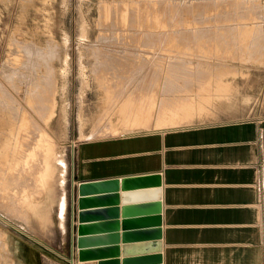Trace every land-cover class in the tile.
Wrapping results in <instances>:
<instances>
[{
  "label": "rangeland",
  "instance_id": "obj_1",
  "mask_svg": "<svg viewBox=\"0 0 264 264\" xmlns=\"http://www.w3.org/2000/svg\"><path fill=\"white\" fill-rule=\"evenodd\" d=\"M228 73L238 75L231 78ZM225 75L240 86L241 95L255 100L250 111L240 107L219 113L264 116V0H0V148L6 145L9 150L8 163L23 112L27 109L35 122L43 123L38 114L43 109L36 113L27 101L36 88H46L51 77L57 103L64 109L62 128H50L58 135L51 140L57 159L65 163L58 165L57 178L70 179L71 142L86 138L92 128L103 133L107 126L110 129L89 138L120 133L121 125L104 120L120 97L128 93L135 102L156 97L148 123L129 127L130 131L143 129L153 124L157 106L159 119L166 113L189 118L174 106L223 82ZM32 134L37 138L36 132ZM8 163L9 167H0V182H4L0 196H11V207L0 208V251L12 261L7 232L11 217L26 241L28 230L39 225L22 206L31 196L30 192L24 195L29 180L8 184L2 179L12 174ZM6 183L10 195L3 191ZM43 192L37 190L33 196ZM42 233L57 251L60 242L68 244L70 234L72 238L69 230ZM73 233L74 238L76 229Z\"/></svg>",
  "mask_w": 264,
  "mask_h": 264
},
{
  "label": "crops",
  "instance_id": "obj_2",
  "mask_svg": "<svg viewBox=\"0 0 264 264\" xmlns=\"http://www.w3.org/2000/svg\"><path fill=\"white\" fill-rule=\"evenodd\" d=\"M157 109L158 106L153 124L143 129L89 138L94 131L92 128L86 138L77 137L75 144L71 142L73 165L70 179L65 175L63 180L57 175L50 177L48 190L37 197L47 202L54 199L51 206L54 223L43 233L54 228L59 233L68 230L71 233L73 226L78 234L80 224L118 221L117 227L92 232L121 234V213L117 219L79 223L75 205L72 225V196L75 201L80 197L78 184L158 174L160 185L137 190L147 191L149 198L160 204V264H264V116L239 118L219 113L228 111H217L195 117L194 123L187 124L191 118L172 113L159 119ZM215 115V118H208ZM56 125L62 128V122H54L52 130ZM50 135L57 140L58 135L54 132ZM27 144L28 147L11 150L13 156L18 154L15 159L11 155L12 174L3 180L17 179V183L19 180H33L29 167L33 163L31 154L34 155L35 146L31 141ZM6 152L9 150L4 145L0 148V167L7 165ZM62 163L65 165L60 159L59 165ZM66 171L65 166L64 174ZM119 193L121 201L118 206L121 209L124 192L119 190ZM94 195L98 194L84 197ZM157 195L158 198L154 199ZM96 208L101 207L86 210ZM14 223L13 215L11 224L7 225L12 226L7 232L13 259L10 261L0 251V264L98 262L97 259L78 261L71 234L68 244L67 241L60 242L57 246L60 251H57L41 235L39 226L28 230L29 240L26 241ZM123 244L120 241L119 247ZM52 255L56 256L55 259ZM117 259L121 261L122 254Z\"/></svg>",
  "mask_w": 264,
  "mask_h": 264
},
{
  "label": "bare ground",
  "instance_id": "obj_3",
  "mask_svg": "<svg viewBox=\"0 0 264 264\" xmlns=\"http://www.w3.org/2000/svg\"><path fill=\"white\" fill-rule=\"evenodd\" d=\"M48 5H51V4L48 3ZM103 6L105 8V5H103ZM103 6H101V7H103ZM181 32H183V31L181 30ZM51 75H53V74H51ZM227 75H231L232 76L231 78H234L238 74L228 73ZM227 75H225V77ZM240 76L243 77L242 75H240ZM49 77H50V75H49ZM47 80H48V77H47ZM48 81L49 82L51 81V83H48ZM48 81H46L48 84V87L46 84V88L45 87L44 88H42V87L36 88L32 93H30V91H29L30 95H29L28 101H27V103L33 108L32 109L30 107L34 112L38 113L41 111V110H39V108L43 109V113H41V112L38 113V114L43 116V117L40 116L43 119L42 125H40L38 123L39 121L37 119H36L37 122H35L32 119V114L29 113V111L26 109L23 112V115H22L23 118L21 116L22 121L20 122L18 133H16V137L11 144V146H13L12 149H18L19 148V150H20V148L22 149L25 145L28 147L27 143H29L30 141H31V144L35 146L34 155L31 154V157H33V159H31V162H33V163L29 167L30 176H31V178H33V180H29L28 183H30V184L27 185V189H25L26 191L24 190V192H25L24 195H28V193L30 192L31 196L28 197L27 199H25L22 206L25 209H28L27 212L26 211H24V212L27 215L28 214L31 215L33 217V219H35L37 221L40 229H42L43 231L46 229H49L48 226L54 223V218H53L52 208H51V206L53 207L52 204L54 203V199H51L50 202H47L46 200H38L37 197L36 196L34 197L33 195L37 192V190H39V191L43 190L44 192L47 191L48 187H49V178L54 177L56 175H60V173H61V169L59 168L60 170H58V165H59L58 159L59 158L57 159L58 156H56V150L54 148L53 142L51 141V140L54 141V136L50 135L51 132H49L50 131L49 129L53 128L54 122H60V120L63 119L62 113L64 111L63 107L59 106L57 103L58 102L56 99L57 90H56L54 77H51V79H49ZM212 87L205 89L204 91H202L201 93H199L196 96H191L190 98L184 100L183 103L176 104L174 106V110L178 111V110L182 109L183 111H185L187 116L191 119L195 118V116L201 118V117H204V116H207L209 114L214 113L210 109V107H214L220 111H235L241 107L247 111L250 109V106H249L250 103L254 100V98L251 95H247V94L240 95V86L238 84H236L233 79H228L227 77L224 79L223 82H217ZM196 97H197V99H196ZM155 105H157L156 104V97H152L150 100L143 99L142 102L141 101L135 102L134 100L131 99V94L127 93V94L123 95L122 97H120V99L116 103L114 109L111 110L107 114V116L104 117V120H106V123H108L109 121L110 122L112 121V124L115 127H116L117 123L119 125H121V130L118 131L117 130L118 128H116V129L114 128L115 131L117 130L118 132H130V129H129L130 124L143 126V125H146L148 123V121L150 120L151 110L153 109V107ZM37 110H39V111H37ZM159 114H160V112H159ZM45 115H46V117H44ZM60 116H61V118H60ZM33 118H36V117L33 115ZM105 127H106V125H105ZM109 129L110 128L107 126L106 131L104 133H103V130H100V129H99L100 131H98V132H102L103 134H106L107 130H109ZM33 132L37 133V135H36L37 138H35L34 141H33L34 135L32 134ZM96 132H93L92 136H95ZM18 135H21V136H18ZM29 149H30V147H29ZM22 151L23 150H21V152ZM26 152H25V155H26ZM8 153L9 152L5 153L6 154L5 158L8 156L7 155ZM16 154H18V152ZM16 154H14V156ZM14 156H13V158H14ZM24 158H26V157H24ZM9 159H11V156ZM10 162H11V160H10ZM10 162L9 163L7 162V163L10 165ZM20 167H22V166H20ZM2 174L6 175V173H2ZM3 179H4V177H3ZM26 181H28V180H26ZM6 182L9 184V180L8 181L6 180ZM3 183H1V184L3 185ZM7 183H6V187H4L3 191L5 192V194L10 195V192H12V191H10L8 189L9 186L7 185ZM1 184H0V186H2ZM11 186H14V185H11ZM11 188H13V187H11ZM14 190L15 189H13V191ZM11 194H13V193H11ZM9 198H11V196L10 197L9 196H5V197L0 196V208H2L4 211L8 210V208L11 207V203H10ZM122 198L124 201H128V200L136 201V200L150 199L148 192L144 191V190H142V191L141 190L124 191V193L122 194ZM153 198L154 199L158 198V195L153 197ZM18 211L20 212V210H18ZM23 215L25 216V214H23ZM20 216L23 218V216L21 214H20ZM24 218H26V217H24ZM25 221L27 222V220H25ZM111 226L117 227L118 221L110 222V223L100 222L99 224H80L78 227V234H83V233H87L90 231L100 230L102 228H107V227H111Z\"/></svg>",
  "mask_w": 264,
  "mask_h": 264
},
{
  "label": "water",
  "instance_id": "obj_4",
  "mask_svg": "<svg viewBox=\"0 0 264 264\" xmlns=\"http://www.w3.org/2000/svg\"><path fill=\"white\" fill-rule=\"evenodd\" d=\"M158 185H160L158 174L79 183L80 197L75 201L74 195L72 196V225L76 205L79 223L108 218L117 219L121 213L122 233L90 231L83 234L76 233L73 238L75 228L72 226V244L77 249L78 261L97 259V264H160L162 262L160 204L148 199L123 201L121 209L118 206L121 201L119 190L124 192ZM73 191L72 187V193ZM90 194L98 195L84 197ZM90 207L101 208L86 210ZM149 239L152 241L148 242ZM120 241L125 243L121 248ZM133 241L136 243H132ZM120 254L123 256L121 261L117 259Z\"/></svg>",
  "mask_w": 264,
  "mask_h": 264
}]
</instances>
